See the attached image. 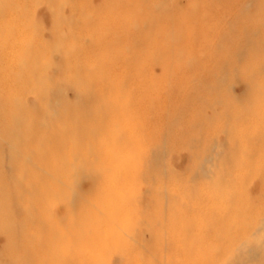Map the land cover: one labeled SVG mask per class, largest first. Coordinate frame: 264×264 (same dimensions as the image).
<instances>
[{
    "label": "bare ground",
    "instance_id": "obj_1",
    "mask_svg": "<svg viewBox=\"0 0 264 264\" xmlns=\"http://www.w3.org/2000/svg\"><path fill=\"white\" fill-rule=\"evenodd\" d=\"M35 1L0 0V264H264V0H46L49 43Z\"/></svg>",
    "mask_w": 264,
    "mask_h": 264
},
{
    "label": "rangeland",
    "instance_id": "obj_2",
    "mask_svg": "<svg viewBox=\"0 0 264 264\" xmlns=\"http://www.w3.org/2000/svg\"><path fill=\"white\" fill-rule=\"evenodd\" d=\"M61 1H62V0H58V3L60 4ZM34 5H35L37 8L40 9L41 13H40L39 16H36V15H35V16L32 18V23L35 25V28H36V23H39V24H41V25L44 26V31H43V33H42V37H44V40H45L46 43H49V42H50V38H49V36H48V30H49V28H51L50 19L53 18L54 21H58V20L61 19L62 17H65V16L67 15L68 11H67L66 7H63L62 9H59L58 7L53 8L52 6H48L47 3H46V0H36L35 3H34ZM34 5H32V6H28V7H27V10H28V11L31 10V9L34 10V9H33ZM57 8H58V9H57ZM43 10H44L45 12H44ZM42 13H44V14L47 16V18L49 17V19H48V20L45 19V17H43ZM28 18H29V17H28ZM29 19H30V18H29ZM24 21L26 22V19H25ZM23 23H24V22H23ZM60 29H61V30H64L63 27H60ZM33 35H34V29H32V30L30 31V33L27 34L28 39L30 40V39L33 37ZM28 39H27V40H28ZM51 43H52V42H51ZM74 43H75L76 45H82V44H83V41H78V42H77V41L75 40ZM47 58H48V59H52V58H53V52L49 51V52L47 53ZM93 63H94V62H93L92 60H90L89 65L92 66ZM68 97H69V98L71 97V94H70V93H68ZM248 214L250 215L251 212H249ZM237 218H238V217L236 216V219H237ZM253 239H255V238L242 239V240L239 242V243H241V248H242V250L245 249L246 251H251V250H249V249H253V246L249 243V241H251V240H253ZM246 259H247V257H245V259H243L242 262H246V261H245ZM232 262H233L234 264H236V262H235V258H234V257H232Z\"/></svg>",
    "mask_w": 264,
    "mask_h": 264
}]
</instances>
